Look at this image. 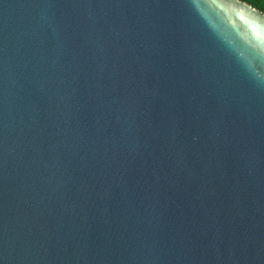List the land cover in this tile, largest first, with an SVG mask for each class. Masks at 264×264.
I'll return each instance as SVG.
<instances>
[{
	"label": "water",
	"instance_id": "1",
	"mask_svg": "<svg viewBox=\"0 0 264 264\" xmlns=\"http://www.w3.org/2000/svg\"><path fill=\"white\" fill-rule=\"evenodd\" d=\"M0 264H264V14L0 0Z\"/></svg>",
	"mask_w": 264,
	"mask_h": 264
},
{
	"label": "trees",
	"instance_id": "2",
	"mask_svg": "<svg viewBox=\"0 0 264 264\" xmlns=\"http://www.w3.org/2000/svg\"><path fill=\"white\" fill-rule=\"evenodd\" d=\"M264 14V0H240Z\"/></svg>",
	"mask_w": 264,
	"mask_h": 264
}]
</instances>
